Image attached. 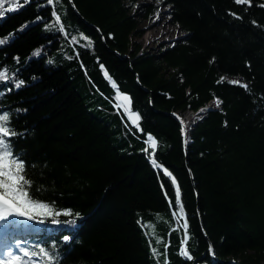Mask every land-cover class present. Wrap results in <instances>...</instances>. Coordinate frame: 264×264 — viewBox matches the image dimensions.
I'll use <instances>...</instances> for the list:
<instances>
[{
  "label": "trees",
  "instance_id": "trees-1",
  "mask_svg": "<svg viewBox=\"0 0 264 264\" xmlns=\"http://www.w3.org/2000/svg\"><path fill=\"white\" fill-rule=\"evenodd\" d=\"M140 1L16 0L0 16L12 151L35 199L72 213L23 241L54 257L33 264H213L211 248L217 264H264V0ZM162 7L188 38L145 50L143 23ZM120 92L138 126L114 108ZM216 99L187 156L172 114ZM177 187L187 229L173 216ZM185 232L192 260L180 254Z\"/></svg>",
  "mask_w": 264,
  "mask_h": 264
},
{
  "label": "snow or ice",
  "instance_id": "snow-or-ice-1",
  "mask_svg": "<svg viewBox=\"0 0 264 264\" xmlns=\"http://www.w3.org/2000/svg\"><path fill=\"white\" fill-rule=\"evenodd\" d=\"M11 5V7L5 8V4ZM49 4L53 3V0H48ZM235 3L240 5H249L250 0H235ZM264 6V5H262ZM16 7V0H0V16H3L5 11H11ZM56 16V13L53 12ZM157 19H159V14L157 13ZM56 21L59 23V17L56 16ZM63 31L61 27L59 29ZM7 38H0V45L5 44ZM88 47H91V42L89 41ZM40 50H36L33 55H39ZM107 75V74H106ZM8 76L5 72H0V80H7ZM224 77L220 78L219 82H223ZM23 81L16 84V87H20ZM228 83L237 85L239 87L248 89V85L239 80H230ZM124 110L127 112L128 104L130 103V98L127 95L120 97ZM221 102L216 101V106L218 107ZM203 111V109L201 110ZM139 119L138 115L134 116L132 119L133 124ZM9 115L7 113L0 114V230H7L10 227L21 228L30 227L24 225V221H37L39 223H44V218H53L52 222L57 221L54 217L64 215H72L71 211L60 212L55 210L50 204L44 203L35 199L34 194L31 192L32 181L25 174V163L23 159L19 156L14 155L11 147L9 138L17 135V133L11 130L8 126ZM183 123V122H182ZM146 143L151 147L153 153L157 147V141L151 135L147 137ZM147 151V149H145ZM154 167H159L156 161L152 160ZM164 174L171 177V173L167 169H164ZM172 183L176 184V180L173 177ZM78 215V214H77ZM173 216L177 218L179 222L180 218L184 217V208L180 199L179 188L176 189V210L173 211ZM20 218V219H17ZM183 227L187 229V222L183 224ZM68 240V237L64 238ZM157 243H160L158 240ZM184 247L181 250V255L185 256L187 259L191 260L192 256L187 250V232H185L184 240L182 241ZM15 251L9 250L2 257H0V264H32L33 258L37 256L46 257L49 261H52L54 257L43 247L38 250H31L29 247L22 244L20 240H16L12 246ZM153 254L156 255L157 250L152 249ZM167 253V245H165V256ZM165 264L167 260L165 259Z\"/></svg>",
  "mask_w": 264,
  "mask_h": 264
},
{
  "label": "rangeland",
  "instance_id": "rangeland-1",
  "mask_svg": "<svg viewBox=\"0 0 264 264\" xmlns=\"http://www.w3.org/2000/svg\"><path fill=\"white\" fill-rule=\"evenodd\" d=\"M143 2H149V1H145V0L140 1L141 4ZM158 14H159V19H157V14H156L153 17V19L145 21L142 26V29L144 30V34L139 41L143 44V49L148 50V51L149 50L155 51L159 49L160 47H162L163 45L171 46L175 44V42H181L185 40L182 38H186L188 36V34L182 32L178 26H175L171 23V18L169 15V8H166V7L160 8ZM147 36H149L150 39H147ZM217 100L219 99H216V101ZM216 101H214L215 104H216ZM220 102L221 103L219 105L222 106L223 105L222 101ZM215 109H221V108H215ZM201 110H202V107L198 109L197 111H191V112L199 114V117L201 118L199 121H201L204 118V116L207 114L205 112L200 115ZM17 219H20V218H17ZM23 223L26 225L29 222L24 221ZM39 226H42V224L37 225V227ZM4 233H5V230H2L0 233V240L2 239Z\"/></svg>",
  "mask_w": 264,
  "mask_h": 264
},
{
  "label": "bare ground",
  "instance_id": "bare-ground-1",
  "mask_svg": "<svg viewBox=\"0 0 264 264\" xmlns=\"http://www.w3.org/2000/svg\"><path fill=\"white\" fill-rule=\"evenodd\" d=\"M153 19V18H152ZM149 20H151V19H149ZM144 31V30H143ZM142 37V36H141ZM141 38H139V40H140ZM147 39H150L149 38V36H147ZM140 42V41H139ZM232 80H235V79H232ZM123 95H127V94H125L124 92H120V93H117V95H116V99H117V104L116 105H114V108L117 110V111H119V112H121L124 116H126L127 117V119L133 124V122H132V119H133V117L134 116H137L138 115V117H140V115L138 114V112L137 113H135V111H134V109H133V107L131 106V103H132V101H130V103L128 104V109H129V111H125L124 110V107H123V105H122V102H121V100H120V97L121 96H123ZM129 98H130V100H131V97L129 96V95H127ZM214 101H216V100H213L212 102H210L209 103V105L210 104H212V107H210V109L208 110V111H211V110H213V109H215V108H222V106L221 105H219L218 107L216 106V104H215V102ZM189 112V113H188ZM179 116L181 117V119L183 120V122H184V124H185V126H186V128H187V133H189L193 128H194V124L196 123V118H198V116H199V114H197V113H194V112H191V110H188L187 112H186V114L184 113V114H182V115H180L179 114ZM139 120H141V118H139L138 120H137V122L135 123V124H133L134 126H138V124H139ZM182 132H183V129H182ZM183 137H184V133H183ZM189 141H190V137H189ZM184 215H185V213H184ZM61 233H65V231H60ZM48 239L49 240H52V239H55V237H51V235H48ZM184 237H185V234H184ZM78 234H77V236H76V242L78 241ZM187 241H188V233H187ZM184 247V245L182 244V246H181V249H180V253H181V250H182V248ZM186 247H187V245H186ZM187 250H188V247H187ZM188 252L190 253V251L188 250ZM210 252H211V258H212V262H213V264H217V263H219V260L216 258V256H215V254H214V249H211L210 250ZM191 255V254H190ZM184 259H186V260H189V259H187L185 256H183V255H181ZM192 256V255H191ZM193 259V258H192ZM191 259V260H192ZM232 264H238L237 262H232Z\"/></svg>",
  "mask_w": 264,
  "mask_h": 264
},
{
  "label": "water",
  "instance_id": "water-1",
  "mask_svg": "<svg viewBox=\"0 0 264 264\" xmlns=\"http://www.w3.org/2000/svg\"><path fill=\"white\" fill-rule=\"evenodd\" d=\"M70 2H71V4H72V6L74 7V2H73V0H70ZM188 38V36L186 37V38H182V39H187ZM181 39V40H182ZM131 101V100H130ZM209 105V104H208ZM206 106V107H202V109H203V111H201L200 112V115L201 114H203V113H205V112H207L209 109H210V107H212V104H210L209 106ZM131 106H132V103H131ZM135 113H137L136 111H135ZM172 116L176 119V120H178V122L181 124V126H182V129H183V133H184V141H185V150H186V155L188 156V144H189V137L191 136V131L196 127V125H197V123H198V121L201 119L199 116H198V118H196V123L194 124V128L189 132V133H187V128H186V126H185V124H184V122H183V120L181 119V117L178 115V114H172ZM140 118V117H139ZM141 120H139V122H140ZM183 122V123H182ZM190 174L192 175V173H191V171H190ZM183 219H185V215H184V217H182ZM211 249H213V248H211Z\"/></svg>",
  "mask_w": 264,
  "mask_h": 264
}]
</instances>
